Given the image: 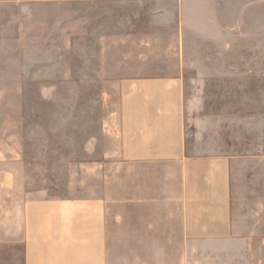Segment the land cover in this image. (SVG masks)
<instances>
[{
    "label": "crops",
    "instance_id": "crops-1",
    "mask_svg": "<svg viewBox=\"0 0 264 264\" xmlns=\"http://www.w3.org/2000/svg\"><path fill=\"white\" fill-rule=\"evenodd\" d=\"M215 2L0 0V56H19L23 85L56 56L48 85L119 88L113 166L84 197L8 208L2 264H264L263 146L237 154L185 123L187 72L203 85L208 69L190 40Z\"/></svg>",
    "mask_w": 264,
    "mask_h": 264
},
{
    "label": "rangeland",
    "instance_id": "rangeland-1",
    "mask_svg": "<svg viewBox=\"0 0 264 264\" xmlns=\"http://www.w3.org/2000/svg\"><path fill=\"white\" fill-rule=\"evenodd\" d=\"M215 1L211 25L202 14L190 40L189 63L208 69L197 72L203 85L187 72L185 123L188 133L209 124L221 145L241 154L264 148V0ZM54 58L38 64L43 85H23L19 56H0V222L28 200L84 197L113 166L119 88L48 85L50 69L67 64Z\"/></svg>",
    "mask_w": 264,
    "mask_h": 264
}]
</instances>
